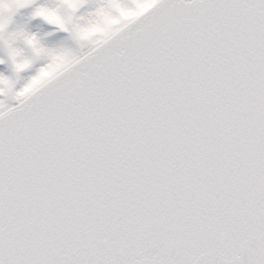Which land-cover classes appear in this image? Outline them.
<instances>
[{"label": "snow or ice", "instance_id": "6c2138e0", "mask_svg": "<svg viewBox=\"0 0 264 264\" xmlns=\"http://www.w3.org/2000/svg\"><path fill=\"white\" fill-rule=\"evenodd\" d=\"M0 264H264V0H0Z\"/></svg>", "mask_w": 264, "mask_h": 264}]
</instances>
